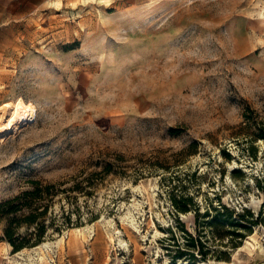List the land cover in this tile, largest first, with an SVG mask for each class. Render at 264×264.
Returning <instances> with one entry per match:
<instances>
[{
  "label": "rangeland",
  "instance_id": "374dc122",
  "mask_svg": "<svg viewBox=\"0 0 264 264\" xmlns=\"http://www.w3.org/2000/svg\"><path fill=\"white\" fill-rule=\"evenodd\" d=\"M101 1L72 0L0 62V108L28 111L0 144V203L66 190L21 260L0 221L8 264L43 243L36 264H264V0ZM129 4L70 61L86 38L71 22Z\"/></svg>",
  "mask_w": 264,
  "mask_h": 264
},
{
  "label": "crops",
  "instance_id": "0c3cea01",
  "mask_svg": "<svg viewBox=\"0 0 264 264\" xmlns=\"http://www.w3.org/2000/svg\"><path fill=\"white\" fill-rule=\"evenodd\" d=\"M125 1L130 2V0ZM110 10L106 8L102 9V11L106 12V17L103 16V20H106V22L103 24L98 23L94 28H90L89 26L82 28L78 26V24L82 23L81 19L83 18H76L74 22H71V24L76 23V29L81 31V33L75 35V39L83 41L81 37L86 36V38L82 42V47L78 52L69 54L70 61L79 53L82 54L84 46L89 44L90 35H85V33H88L89 30L100 31L113 29L110 25L117 24L112 23L113 19L117 18L115 15L118 12H126V10L132 12V4L115 7L114 11ZM78 12L77 8H72V0H0V62L5 57L15 52L18 53L19 50L24 52L26 40L34 37L35 31L38 30V24L47 20L51 21L54 16H63L66 14L70 18L71 14L76 15ZM128 15L132 16V14ZM117 25L119 27L120 23L118 22ZM42 26L43 29H47L45 25L42 24ZM8 253L9 248L4 250L0 247V264H8Z\"/></svg>",
  "mask_w": 264,
  "mask_h": 264
},
{
  "label": "trees",
  "instance_id": "16d2710c",
  "mask_svg": "<svg viewBox=\"0 0 264 264\" xmlns=\"http://www.w3.org/2000/svg\"><path fill=\"white\" fill-rule=\"evenodd\" d=\"M30 184L29 190L0 203V221L6 222L2 240L11 245L14 254L42 243L47 233L46 221L49 212L54 207L59 194L66 191L65 189L61 190L59 184L43 181H32ZM183 202L185 205L181 206L180 203ZM174 205L180 212L187 213L189 212L188 205H193V202L192 199L183 201L174 199ZM235 215L236 212L232 211L229 217ZM235 217L240 221H232L231 224L245 230V232L237 235V238L244 239L248 236L246 232L250 231V227L243 223L245 216L237 214ZM248 224L255 225L258 223L251 221ZM23 231H25L26 236H23Z\"/></svg>",
  "mask_w": 264,
  "mask_h": 264
},
{
  "label": "bare ground",
  "instance_id": "6f19581e",
  "mask_svg": "<svg viewBox=\"0 0 264 264\" xmlns=\"http://www.w3.org/2000/svg\"><path fill=\"white\" fill-rule=\"evenodd\" d=\"M101 2L108 3L109 0H102ZM27 116H28V111L23 106H20V105L15 106L11 103H7L0 108V144L2 143V138H5L6 134L9 131L13 132L17 130L18 129L17 127L22 124V121H24L27 118ZM128 220H131V224H132V217L128 218ZM115 235L118 238L117 246L123 247L125 250L129 251V244L120 238L121 232L116 231ZM26 250L28 249H24L23 251L17 254L18 256H20L18 257L20 258V260L22 259V256L24 254L23 252ZM42 251L46 252L47 255L49 253L53 255L55 254V250H53V247L51 246V244L43 243L42 245H40L33 251H30V250L28 251V252H35L36 254L35 256H37V257H33L32 259H30V262L32 264L37 263L38 257H40V253ZM30 254H28V256H30Z\"/></svg>",
  "mask_w": 264,
  "mask_h": 264
}]
</instances>
